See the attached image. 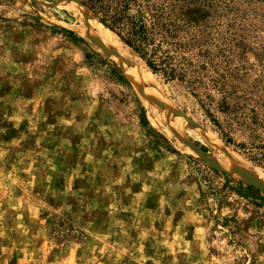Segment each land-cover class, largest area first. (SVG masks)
Returning <instances> with one entry per match:
<instances>
[{
    "label": "rangeland",
    "instance_id": "374dc122",
    "mask_svg": "<svg viewBox=\"0 0 264 264\" xmlns=\"http://www.w3.org/2000/svg\"><path fill=\"white\" fill-rule=\"evenodd\" d=\"M65 1L0 0V264H264V161L219 133L220 88L264 120V0H196L207 66L144 94Z\"/></svg>",
    "mask_w": 264,
    "mask_h": 264
},
{
    "label": "trees",
    "instance_id": "16d2710c",
    "mask_svg": "<svg viewBox=\"0 0 264 264\" xmlns=\"http://www.w3.org/2000/svg\"><path fill=\"white\" fill-rule=\"evenodd\" d=\"M109 30L132 48L139 57L158 74L167 80L191 81L207 62L197 64L189 55L195 52L205 57L199 50V31L190 33L198 27L186 13L196 0H80ZM192 9V8H191ZM194 19V17H193ZM198 49V50H197ZM194 54V53H193ZM195 55V54H194ZM193 75V76H192ZM197 78V77H196ZM222 99L219 102L223 112L229 113L239 127L250 129V140L235 142L223 130L221 138L227 144L247 153L253 161H264V143L256 132L264 130V120L257 116L256 108L231 104L229 97L233 92L220 88ZM209 117L222 128L219 120L209 111ZM232 126V124H231Z\"/></svg>",
    "mask_w": 264,
    "mask_h": 264
},
{
    "label": "bare ground",
    "instance_id": "6f19581e",
    "mask_svg": "<svg viewBox=\"0 0 264 264\" xmlns=\"http://www.w3.org/2000/svg\"><path fill=\"white\" fill-rule=\"evenodd\" d=\"M62 3H64L65 5L68 4L65 0H63ZM67 7L70 8L71 4L70 5L68 4ZM79 14H80L79 19L81 21V25L79 26L80 33L86 37H89L91 40L95 41L103 51L112 53L113 56H115L116 58L119 57L120 55L125 62V66H127L130 69V75L135 78H138L139 81L140 80L143 81L139 85V87H141L140 89L141 93L143 94L145 92L148 93L147 85L144 82L145 81L148 82L150 81V79L147 75H145V73H143V71L147 72L145 70L147 64L141 58L132 55L131 49H129V47L122 40H120V38L114 32L109 30V28H107L104 24H103L105 27L104 29L103 27L99 26V24L101 23L95 15L92 14L95 19L91 17L92 19L90 20L87 19L82 13ZM120 64L123 67V69L126 71L123 62H120ZM131 67L133 69H131ZM151 91L152 90L150 88V92ZM256 173L255 174L257 175V179L264 181V176L259 174L257 171Z\"/></svg>",
    "mask_w": 264,
    "mask_h": 264
},
{
    "label": "water",
    "instance_id": "95a60500",
    "mask_svg": "<svg viewBox=\"0 0 264 264\" xmlns=\"http://www.w3.org/2000/svg\"><path fill=\"white\" fill-rule=\"evenodd\" d=\"M75 2H77L80 6L84 7L85 10L90 13L93 14L91 10H89L80 0H74ZM94 15V14H93ZM98 19V18H97ZM99 20V19H98ZM100 21V20H99ZM101 22V21H100ZM103 24V23H102ZM109 55H113L112 53L107 52ZM223 171L227 172L229 175H233L235 172H231L229 170H226L224 168H221ZM241 172V171H240ZM244 171H242L241 173H238L240 175V179L243 180L244 182L248 183V184H252L254 186H258L261 185L259 183V179L252 177L250 174H246L243 173Z\"/></svg>",
    "mask_w": 264,
    "mask_h": 264
}]
</instances>
